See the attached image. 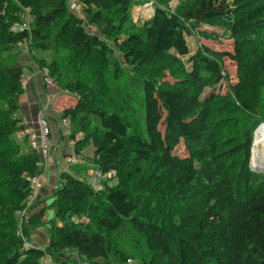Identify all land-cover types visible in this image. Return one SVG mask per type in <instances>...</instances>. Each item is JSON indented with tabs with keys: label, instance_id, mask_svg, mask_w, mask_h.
<instances>
[{
	"label": "trees",
	"instance_id": "obj_1",
	"mask_svg": "<svg viewBox=\"0 0 264 264\" xmlns=\"http://www.w3.org/2000/svg\"><path fill=\"white\" fill-rule=\"evenodd\" d=\"M132 1L80 0L81 18L68 0H0V219L26 207L30 178L42 173L39 154L14 157L12 141L25 129L19 116L25 66L17 44L29 37L32 61L79 96L61 111L77 153L92 146L87 160L118 181L96 190L77 172H63L51 206L61 222L52 224L49 245L23 247L11 222L0 233V264H41L45 253L69 264L70 250L76 264H264V179L250 168L253 133L264 120V0H182L175 10L157 0L142 25L130 21ZM26 16L29 29L14 31ZM203 23L224 29L232 44L199 47L187 71L180 68L191 53L187 36ZM38 50L53 51L51 60L37 58ZM119 59L145 76L136 82L140 107L132 93L111 91L108 75L123 77ZM225 59L236 68L233 98L255 120L235 144L213 122L216 95L200 100L209 81L224 78ZM165 63L174 82L160 80ZM140 115L143 128L131 126L128 118ZM182 144L186 156L177 152ZM123 233L133 246L120 243Z\"/></svg>",
	"mask_w": 264,
	"mask_h": 264
},
{
	"label": "rangeland",
	"instance_id": "obj_2",
	"mask_svg": "<svg viewBox=\"0 0 264 264\" xmlns=\"http://www.w3.org/2000/svg\"><path fill=\"white\" fill-rule=\"evenodd\" d=\"M182 0H169L167 3V8H171L172 10H175L179 3ZM157 6V0H133L131 9H130V18L131 22L134 24H144L149 18H151L155 12V8ZM22 26H29V16H26L23 23H20ZM262 40H264V33L260 37ZM187 42L190 48V55L181 58V64L180 68H185L187 71L191 67L190 63V57L191 55L195 54V52L198 50L199 47L208 46L210 48H213L214 50H224L229 49L232 44V40L229 37V34L225 32L224 29L218 27L214 24H208L203 23L198 25L197 27L193 28L191 31V34L187 36ZM263 42V41H262ZM264 47V42L262 44ZM53 51H36L35 55L37 58L42 59L44 58L46 62H49L53 56ZM24 52L18 53V61L20 62V56ZM119 57V52L116 51L114 58ZM119 62L121 63V68L123 72V77L120 80H114L111 79L110 75H108V82L110 83L111 91L113 92L114 96H122L125 97V93H132L134 98V103L137 107H140L143 91L141 88L137 86V79L143 80L145 78L144 75H140L138 73H135L132 69H130L128 66L122 64L121 59H119ZM22 63V62H20ZM36 63V62H35ZM165 67L161 72L160 80L167 81V82H174L172 79V72L171 70L173 67H171L168 63H165ZM224 78L219 83H213L212 81H209V85H207L204 88V92L200 95V100L204 101L205 98L209 97L212 94L216 95V99L213 100L211 104V109L213 114H215V118L213 119V122L215 123L216 127H225L224 133L225 135L231 139V141L235 144L239 140H242L243 133L245 130H250L255 120L251 119L249 115L245 114L240 110L238 107L237 101L233 98L232 91L230 88V83L235 82L236 77V68L234 64L228 60L225 59L224 63ZM178 68V69H180ZM40 69V68H39ZM86 70V69H85ZM174 70V69H173ZM91 74L87 76V78L90 77ZM57 86L61 88L59 83H57ZM104 87V84H103ZM62 89V88H61ZM25 93V90H24ZM23 93V94H24ZM124 94V95H123ZM264 95V93H263ZM23 96V95H22ZM69 101H65L60 99L59 105H61V108H66L68 106L74 105L78 99L77 94L68 93L67 98ZM21 99V98H20ZM262 103H264V96L262 97ZM20 104V101H19ZM121 103H118L120 105ZM201 108V107H200ZM19 116H22L21 111L19 112ZM262 116H264V111L262 112ZM260 120V118H258ZM252 120V122H251ZM128 121L130 122L131 126L139 127L140 129L143 128V117L140 116H133L129 117ZM257 122V121H256ZM25 128L29 130L28 124L24 122ZM264 124V120L259 122L258 127L255 129L253 133V143L254 138L257 130L260 128V126ZM70 130V129H69ZM70 138V137H69ZM12 141L15 145L18 146L16 154H14V157L17 155H22L25 153H29L33 151L31 148L29 141L26 136L22 135L21 131L15 133L12 137ZM71 141V140H69ZM70 146H75L71 142L68 143ZM252 151H253V144H252V150H251V161H250V168L252 172H254L258 178L259 181L264 179V169L256 167V164L253 162L252 159ZM177 152L182 154L183 156H186V148L185 145L179 146ZM75 154L78 155L77 151H75ZM93 151L91 148H87L83 151L82 155L85 157V163L79 164L77 163V160L73 163H68L66 161V157L62 153H60L57 156V162L59 164L58 168H62L63 172H73L77 175L83 177L87 182H90V184L96 189V190H102L105 188L106 185L114 186L118 183L117 178L115 177V174L109 173L107 175L98 176L96 173L98 170L91 165V163L87 160L85 155H92ZM50 155V154H49ZM60 158V159H59ZM54 161L49 157L46 162L43 164L42 173L46 174V179L42 186H45L42 190V192L38 193L33 200L28 204V209L26 214L23 212H20L19 210L15 211L14 216L7 219L3 218L0 219V233L1 232H8L9 231V225L11 222L15 223L17 227V235L20 238L27 239L28 237L25 234V229H29V239L28 242L32 244V239L34 237L40 238V233L43 232L51 236L50 229L52 227L53 223H60L61 221L57 218H55V209H52L51 206L56 203V191L60 188V178L61 174H56L55 169L51 168L50 166L54 167ZM47 170V171H46ZM4 190L2 183L0 181V193H2ZM173 206L176 208H179L180 206L177 204V202H173ZM44 211V215L41 216L40 220L37 223H34V217L36 214H38L40 211ZM73 220L79 221L76 217H73ZM48 240V239H47ZM50 240V238H49ZM120 243H127L129 245L135 244V239L127 233H123L120 236ZM140 249L134 250V254H138ZM50 262H54V259L49 257L48 258Z\"/></svg>",
	"mask_w": 264,
	"mask_h": 264
},
{
	"label": "crops",
	"instance_id": "obj_3",
	"mask_svg": "<svg viewBox=\"0 0 264 264\" xmlns=\"http://www.w3.org/2000/svg\"><path fill=\"white\" fill-rule=\"evenodd\" d=\"M20 62L24 64V78H25V93L20 99V111L22 113V119L24 122L28 124L29 130H38V116L41 110L44 109L46 115L50 119L51 129H52V146L50 150L49 157L54 161V167L56 174L60 175L63 171L62 168H58L59 164L57 162V156L62 153L64 156L73 155L77 160V163L84 164L85 158L82 154H75V147L70 146L68 143L71 138H69V130L63 129L61 127L60 118L62 117V108L60 103V99L69 101L70 97L67 98L68 92L66 90L61 89L60 87L51 88L46 86L39 67L32 61L30 56L27 53H23L20 56ZM93 151V147H89ZM94 152V151H93ZM93 155V154H92ZM92 155H85L87 157H91ZM60 159V158H59ZM47 171V170H46ZM46 174L42 173L41 182L42 185L46 179ZM41 187L40 192H42L43 188ZM39 192V193H40ZM50 238V236H49ZM47 232L43 234L40 233V238L34 237L32 239V245L35 247H39L45 249L49 245V240ZM48 239V240H47ZM67 255H69L70 260L69 264H76L75 260L78 259V254L75 251L70 250ZM50 264H60L55 260L54 262H50Z\"/></svg>",
	"mask_w": 264,
	"mask_h": 264
},
{
	"label": "built area",
	"instance_id": "obj_4",
	"mask_svg": "<svg viewBox=\"0 0 264 264\" xmlns=\"http://www.w3.org/2000/svg\"><path fill=\"white\" fill-rule=\"evenodd\" d=\"M68 1H69L70 10L76 13L79 17L83 18L84 16L82 15V3L80 2V0H68ZM24 28L29 29V26H22L17 23L13 25L12 27L14 31L22 30ZM30 44H31V37L18 42L17 47L19 50L23 51L24 53H27L29 50ZM40 71H41V75H42V78L46 86L51 87V88L57 87V83L51 77L50 71L48 68L44 67ZM21 83L23 87L25 88V78L24 77L21 79ZM60 122H61V127L63 129H68V130L70 129L71 121L69 118L62 116L60 118ZM37 124H38L37 131H34V130L32 131V130H28L25 128L21 130V133L22 135L27 137L31 148L39 154L40 159L36 161V166L42 169L43 164L49 158V154H50V150L52 146V137H51L52 129H51V124H50V119L46 115L44 109L41 110L39 113ZM70 142L73 145H75L74 140H71ZM66 161L68 163H73L76 161V159L73 155H68L66 157ZM96 175L102 176L103 174L98 171ZM41 178H42V173L36 174L30 178L31 193H30V196L28 197L26 207L22 210H19L20 212H23L24 214H26L27 209H28V204L40 192L41 187H42ZM23 241H24L23 247L26 248L29 246H33L32 244L28 242L27 239L23 238ZM68 252L69 251H67V253ZM48 258H49V255L45 253L43 256L39 258V261L41 264H50V261ZM77 264H89V263L87 261H78Z\"/></svg>",
	"mask_w": 264,
	"mask_h": 264
},
{
	"label": "bare ground",
	"instance_id": "obj_5",
	"mask_svg": "<svg viewBox=\"0 0 264 264\" xmlns=\"http://www.w3.org/2000/svg\"><path fill=\"white\" fill-rule=\"evenodd\" d=\"M252 159L256 167L264 169V124L260 126L255 134Z\"/></svg>",
	"mask_w": 264,
	"mask_h": 264
}]
</instances>
